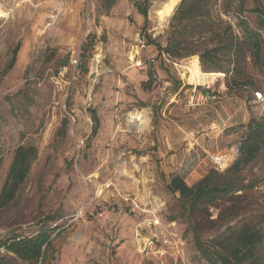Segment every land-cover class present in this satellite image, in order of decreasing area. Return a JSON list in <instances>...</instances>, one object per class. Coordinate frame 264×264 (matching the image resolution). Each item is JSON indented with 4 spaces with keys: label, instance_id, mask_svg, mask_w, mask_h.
Instances as JSON below:
<instances>
[{
    "label": "rangeland",
    "instance_id": "obj_1",
    "mask_svg": "<svg viewBox=\"0 0 264 264\" xmlns=\"http://www.w3.org/2000/svg\"><path fill=\"white\" fill-rule=\"evenodd\" d=\"M166 1L0 0V191L16 148L37 149L16 200L0 207V241L55 227L41 264H213L197 233L225 243L249 225L260 230L264 264V142L238 188L194 216L167 188L174 174L202 172L195 184L216 170L212 155H228L230 167L250 122L264 131V102L254 99L264 65L247 59L253 84L243 88L229 89L228 63L206 67L222 74L215 82L190 83L182 65L196 56L203 68L199 55L172 60L147 43L166 44L173 14L162 25L152 10ZM254 3L218 0L213 10L241 35L240 17L255 25ZM137 111L150 118L141 130Z\"/></svg>",
    "mask_w": 264,
    "mask_h": 264
},
{
    "label": "trees",
    "instance_id": "obj_2",
    "mask_svg": "<svg viewBox=\"0 0 264 264\" xmlns=\"http://www.w3.org/2000/svg\"><path fill=\"white\" fill-rule=\"evenodd\" d=\"M144 1L147 3L149 0ZM217 1L181 0L172 15L166 44L162 45L150 35L146 37L147 43L155 45L161 55L164 54L172 60L197 54L204 71H208V65H213L216 70H225V64L228 63L235 72L227 78L229 89L243 88L253 84L252 79L245 73L247 59L251 58L255 65H264V0H254V6L249 10L255 15V25L246 17L238 19L236 25L241 35L230 22H225L214 12L213 7ZM140 11L147 19V7H141ZM18 50L19 45L14 49L10 67ZM209 91L205 90L206 93ZM91 115L96 131L100 120L95 109L91 110ZM255 125L254 121L250 122V134L241 144L239 157L227 168V173L232 174L228 180H222L224 173H218L217 169L193 185L188 184L180 174L171 176L167 188L173 194L179 195L184 213L194 216L201 205L210 204L221 196H228L238 188L236 176L257 157L263 146L264 131L260 124ZM36 156L35 146L19 145L16 148L0 191V207L16 200ZM1 164L2 158L0 168ZM51 219L54 220L55 217ZM55 229L45 227L29 236L12 235L1 240L0 246L5 247L8 253L0 254V264H18L17 260L41 264L51 247V236ZM261 239L260 230L249 225L237 234L234 241L225 243L211 239L209 244H205L200 235H196L198 249L213 264H260L255 249Z\"/></svg>",
    "mask_w": 264,
    "mask_h": 264
},
{
    "label": "bare ground",
    "instance_id": "obj_3",
    "mask_svg": "<svg viewBox=\"0 0 264 264\" xmlns=\"http://www.w3.org/2000/svg\"><path fill=\"white\" fill-rule=\"evenodd\" d=\"M180 0H167L161 4L155 3L152 10L160 16L163 13V16H160V22L163 25L170 16L174 13L176 7L178 6ZM99 57V56H98ZM133 58V57H132ZM183 72L186 78L190 83L195 85L210 84L217 80L222 74L220 72H206L203 70L200 60L198 57H194L187 62H184L182 65ZM182 69V68H181ZM130 116V115H129ZM132 123L134 128L141 130L149 126L150 118L145 111H137L134 114H131ZM228 159V155H225ZM230 161V160H229ZM158 208H155L156 211Z\"/></svg>",
    "mask_w": 264,
    "mask_h": 264
},
{
    "label": "built area",
    "instance_id": "obj_4",
    "mask_svg": "<svg viewBox=\"0 0 264 264\" xmlns=\"http://www.w3.org/2000/svg\"><path fill=\"white\" fill-rule=\"evenodd\" d=\"M216 96L217 95L214 94L213 91L210 90L209 92L206 93L205 97L207 99H214L216 98ZM254 99L258 102H264V93L262 91H255ZM211 160H212L214 168L220 171H224L230 165L229 159L225 155H222V154L212 155ZM5 253H8L7 249L3 246H0V254H5Z\"/></svg>",
    "mask_w": 264,
    "mask_h": 264
},
{
    "label": "crops",
    "instance_id": "obj_5",
    "mask_svg": "<svg viewBox=\"0 0 264 264\" xmlns=\"http://www.w3.org/2000/svg\"><path fill=\"white\" fill-rule=\"evenodd\" d=\"M178 164V163H177ZM199 176V178L202 176V172H197V170H194L193 172H191V174L189 175L188 179H186V181L188 182V184H193L196 180V178Z\"/></svg>",
    "mask_w": 264,
    "mask_h": 264
}]
</instances>
